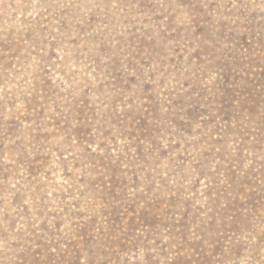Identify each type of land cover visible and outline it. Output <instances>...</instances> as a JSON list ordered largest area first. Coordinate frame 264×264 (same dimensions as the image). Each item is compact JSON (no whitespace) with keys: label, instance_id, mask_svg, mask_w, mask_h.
<instances>
[{"label":"rangeland","instance_id":"1","mask_svg":"<svg viewBox=\"0 0 264 264\" xmlns=\"http://www.w3.org/2000/svg\"><path fill=\"white\" fill-rule=\"evenodd\" d=\"M0 264H264V0H0Z\"/></svg>","mask_w":264,"mask_h":264}]
</instances>
